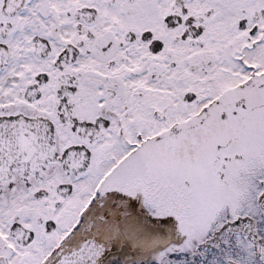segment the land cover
<instances>
[{
    "label": "snow or ice",
    "instance_id": "snow-or-ice-1",
    "mask_svg": "<svg viewBox=\"0 0 264 264\" xmlns=\"http://www.w3.org/2000/svg\"><path fill=\"white\" fill-rule=\"evenodd\" d=\"M0 264H264V0H0Z\"/></svg>",
    "mask_w": 264,
    "mask_h": 264
}]
</instances>
